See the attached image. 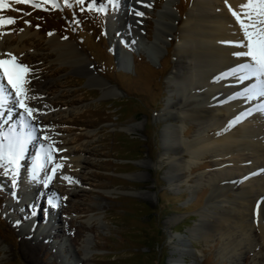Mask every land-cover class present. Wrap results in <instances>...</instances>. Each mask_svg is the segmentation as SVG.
Segmentation results:
<instances>
[{"label": "rangeland", "instance_id": "1", "mask_svg": "<svg viewBox=\"0 0 264 264\" xmlns=\"http://www.w3.org/2000/svg\"><path fill=\"white\" fill-rule=\"evenodd\" d=\"M174 1L168 12V29H161L167 35L162 37L164 44L151 55L146 44L153 41L154 19L165 0H152L153 14L142 16L141 40L129 37L128 41L126 37L118 39V29L109 30L108 16L114 18V9L107 0H97L106 4L105 13L90 11L87 5L91 0L82 5L69 0L68 6L64 0H56L58 7L48 3L42 9L3 0L8 7L0 9V16L12 17L15 23L0 28L4 33L0 40L14 37L13 42L1 45L7 50L0 58H9L7 53H12L30 68L28 80L30 74L41 78L42 113L52 120L40 123L47 125L43 134L37 130L32 144L27 143L16 187L0 168V264H264V242L253 226L248 205L242 209L244 228L233 219L226 232L207 236L201 224L206 217L213 223L223 212L220 205L236 211L228 197L244 183L236 182L220 202L212 193L218 169L245 174L256 184L264 179L262 156L254 152L250 161H243L235 152L218 156L220 152L212 150L191 155L185 146L213 136L219 121L187 118L181 123L164 116L166 103L172 105L179 94L168 82L180 46L178 36L184 32L187 17L195 15L194 3L204 2ZM119 2L130 27L131 12L139 3ZM23 35L24 42L20 40ZM52 40L76 47L90 69L69 65L54 50ZM220 46L226 49L225 44ZM123 55L128 60L124 67L119 61ZM185 61L189 68L194 66V61ZM224 75L220 90L232 95L237 86L245 97L242 87L248 81H237L243 72L229 66ZM3 83L10 91L6 80ZM187 93L194 95L191 89ZM170 96L174 98L171 103ZM254 98L264 105L263 98ZM7 105L11 108L2 107L6 116L0 113V131L12 127L14 118L20 132L31 131V127L22 129L21 121L33 126V120L23 116L12 99ZM169 110L173 111L172 107ZM260 123L264 129V122ZM166 127L177 130L180 142L172 144L164 139ZM43 135L49 137L48 144L70 153L58 162L63 168L55 173L54 178L59 176L52 189L43 181L46 172L51 174L53 163L44 165L35 183L26 180L33 179L31 148ZM175 147L186 152L184 157L174 152ZM228 157L241 160L236 163L239 168H234ZM193 162L197 167L189 170ZM251 162L259 169L252 170ZM178 163L183 166L176 168ZM62 176L79 183H69ZM45 192L55 197L58 207L42 201ZM25 240L43 244L30 252L22 246Z\"/></svg>", "mask_w": 264, "mask_h": 264}, {"label": "bare ground", "instance_id": "2", "mask_svg": "<svg viewBox=\"0 0 264 264\" xmlns=\"http://www.w3.org/2000/svg\"><path fill=\"white\" fill-rule=\"evenodd\" d=\"M201 2L202 3H194L193 7L195 15L194 17L193 15L187 17L183 26L184 32L178 36L180 46L175 51L176 60L173 70L168 77V82L175 85V91L179 92V94H176L178 97L175 99L174 103L171 101V99L174 100V98L171 96L169 97V102H172V105L168 104V102L166 103L167 106L165 107L166 112L164 116L165 118L169 117L178 119L181 123H184L187 118L202 119L203 121L215 118L219 121L218 126L216 125V131L213 136L198 138L197 141L195 140L194 144H187L185 146V148L189 150L187 153H190L191 155H194L196 152L205 154L212 150L215 153H217V151L220 152L218 156H231V154L235 152L242 155L240 158L241 160L250 161L252 153L255 152L254 154L262 156V164L260 165H263L264 137L261 136L264 135V129L260 122H264V112H262L263 110L261 111V108L264 105H262L259 100H255V98L245 100L246 96L244 97L241 93L242 89L237 86L232 95L224 94L219 88L221 78L225 76L224 74H226V70L229 66H233V68L240 73L242 72L240 66L250 62L247 57L234 55L236 52L246 51V48L240 44L234 43L243 40V32L240 28V24L232 16L231 11L229 10V6H231L232 10L241 12L242 10L240 6L247 3V0H227V4L225 3V0H204V2ZM214 2H217V4L214 5ZM152 3V0H141V3H139L134 10L143 12L144 16L146 14H153ZM174 3V0H165L162 8L158 10V13L156 14V18L154 19L156 21V29L154 31L153 41H148L147 44L145 43L147 46L146 49L151 55L156 54L154 51H157V49L164 44L162 37L167 35L161 29H168V22L171 20V13L168 12ZM146 5H150L151 8ZM120 6L121 2H119V7L113 11L112 15L114 18L108 16L111 21L109 30H111V27L118 29V39L124 40L126 37L128 41L129 37H132L133 40L134 38L136 40H141L142 37L140 30L143 27L142 17L135 15V11L133 10V12H131L132 15L130 14V19H133V22L130 27H128L127 16L120 11ZM212 10L215 12L212 13ZM123 19L124 21H122ZM59 37L61 38V36ZM13 39L14 37L11 36L6 39H1L0 46L13 42ZM20 40L23 42L26 41L25 36H21ZM51 42L54 50L61 54L60 56L63 60H68L69 65H82V69H90V66L80 57V52L79 50H76V47L75 49L72 45L58 40H52ZM221 44L226 45L225 50L221 49ZM3 50L7 49L2 48L1 46L0 55ZM17 51L20 52L19 50ZM218 54H220L221 58ZM122 58L123 60L120 59L119 61L124 67L125 65H128V60L124 55ZM186 59L194 61L192 62L194 66L189 68L185 61ZM17 61L20 62L18 59ZM205 74L206 79L202 77ZM29 78L30 80H28L29 82L26 87L29 89V95L35 97V99L28 101L29 106L40 110V112L34 113L37 117V119L32 122L34 127L40 125V123H48L52 119L46 117V115H43L42 113L43 103L40 101L42 87L40 84L43 81L40 77H36L33 74H30ZM246 81L248 82L246 83ZM254 82L256 83L255 78L249 77L245 80L246 84L242 88L248 89L254 84ZM189 89L194 92V95H191V92V94L187 93V90ZM195 91L197 93H195ZM199 91H203V97H200V99L198 98V95L200 94ZM12 96L14 97V93H12ZM256 97L260 98V96ZM261 98L264 100V97ZM225 100L229 101H227L228 103L226 102V105L224 104ZM6 107L11 108L8 105ZM171 107L173 111L169 110ZM6 111V109L3 110L0 108V113H2L3 116H6ZM23 114V116H25L24 112ZM3 116L1 118H3ZM257 122H259V124H257ZM12 127H15L18 133L20 132L17 118H14ZM2 130L7 131L6 127H2ZM166 131L167 134L163 136L164 139L172 144L177 143V141L180 142L175 128L166 127ZM181 134H183V132H181ZM47 141L43 138H38L36 142L37 144L32 147L33 149L31 148L34 153L33 157L36 156L37 151H40L41 144L47 146ZM28 143L31 145L32 140ZM169 150L173 151L171 149ZM174 152L181 154L182 157L186 154L183 149L176 147ZM54 156L57 157L56 164H58L59 161L64 160L61 158L69 157L70 153L64 150L57 151ZM228 160L235 165L237 162H241V160L229 157ZM251 163L253 164V162ZM191 164L193 166L190 165L189 170L197 167V164L195 165L194 162ZM174 165L176 168L183 166L182 163ZM249 167H252V170L259 169V166L254 164H250ZM234 168H239V165H236ZM58 176L59 175L57 174L56 177ZM21 177L23 178L24 176L21 175ZM56 177L49 182L48 189L53 188V184L57 180ZM216 178L218 179L214 181L212 180V187L214 189L212 193L213 197H217L220 202H224V198L229 196L227 194L229 191L233 190L236 182H243L244 185L241 186V188L236 189L233 197H228L231 200V204L236 207V211L225 207V205H220L223 206V212L219 214V217L215 218L213 223L209 224L210 221L207 220V217L204 218L201 224L206 230V235L212 236L215 232H226L225 228H228L230 221L233 219H235V224H238V227L243 226L244 228L245 225L243 223V218L245 215L242 209H245V206L248 205L250 215L252 214L254 216L253 226L264 242V179L260 178L258 183L251 184L250 179L248 180L245 174H232L229 170L223 168L218 169L213 179ZM26 180H28L29 183L36 182L33 179L31 180V178H26ZM251 194H253V196ZM54 198L55 197L50 196L48 192H45L42 196V201L44 202L45 200L50 199L53 201ZM42 244L43 243H33L31 240H25L23 241L22 246L32 252L35 249L41 248Z\"/></svg>", "mask_w": 264, "mask_h": 264}, {"label": "snow or ice", "instance_id": "3", "mask_svg": "<svg viewBox=\"0 0 264 264\" xmlns=\"http://www.w3.org/2000/svg\"><path fill=\"white\" fill-rule=\"evenodd\" d=\"M17 3H28L33 8L42 9L44 4L51 3L53 7H58L56 0H16ZM78 4H84L85 0H75ZM137 3H141V0H136ZM227 4V0H225ZM65 6L69 5V0H64ZM107 4H110L113 9L119 7V0H107ZM149 6L150 5H146ZM8 5L0 0V9L7 8ZM90 11H97L100 13L106 12V4L104 2H97V0H91L87 5ZM241 12H237L231 9L232 16L240 24V28L243 32V40L236 41L234 43L240 44L246 51L236 52L234 55L247 57L250 62L240 66V70L243 75L237 77V81L247 80L249 77L255 78L256 83L250 88L245 89L244 94L246 98L252 99L255 96L264 97V0H247V3L242 4ZM135 11V10H134ZM135 15L144 16L141 11H135ZM15 19L12 17L0 16V28L6 25L14 24ZM30 23L25 21V24ZM37 28L39 25L36 26ZM4 33H0L3 35ZM51 35L52 33H48ZM233 43V42H228ZM9 58H0V108L6 107L10 99L13 103L18 105L20 109L31 120H36L37 117L34 113L40 112L39 109L29 106L28 101L35 99L34 96L29 95V89L26 87L28 84V73L30 68L17 61V58L12 53H7ZM7 82L10 86V91L5 88L3 81ZM14 93V98L12 96ZM264 107V106H262ZM11 111V109H9ZM31 127L32 130L25 133L23 131L17 132L15 127H9L7 131H0V168H3L6 176H11V183L13 187L18 184L20 160L23 158L25 147L27 143L34 140L35 133L39 130L43 134V129L47 125L31 126L26 121H21V128ZM45 141L49 140L47 135H43ZM63 151L62 149H56L52 143L41 144L40 151H37L32 166L31 176L33 180L38 178L40 170L45 164L53 163L51 167V174L44 176V186L47 187L49 182L54 178L55 173L63 168V164H55L54 152ZM64 159V158H61ZM61 179L67 180L69 183H79L74 181L73 178L68 176H62ZM15 195V193H13ZM49 205L53 208L58 207L51 199L48 201Z\"/></svg>", "mask_w": 264, "mask_h": 264}]
</instances>
